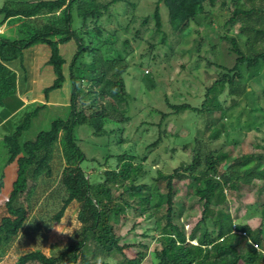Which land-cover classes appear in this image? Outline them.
<instances>
[{"label":"trees","instance_id":"trees-1","mask_svg":"<svg viewBox=\"0 0 264 264\" xmlns=\"http://www.w3.org/2000/svg\"><path fill=\"white\" fill-rule=\"evenodd\" d=\"M119 2L127 5L126 23L111 9ZM161 4L168 9L171 31L178 35L191 22L211 26L217 22V41L209 39L207 43L213 52H217L218 43H225L234 61L228 66L205 59L200 53L203 37H199L196 64L203 59L208 67L216 68L202 99L193 103L180 100L179 93L165 94L170 110L154 108V113H160L158 122L142 120L138 125L146 129L156 125L157 137L143 152L137 147L106 152L104 163L114 160L109 168L96 157L87 156L78 131L86 125L96 137L115 133L114 139L108 138L103 144L106 147L131 140L125 136V123L132 119L134 97L124 75L134 53L133 38L140 37V30L135 29L132 37L122 36L120 30L129 31L137 19V3L4 0L0 5L3 23L14 20L21 25L20 37L0 34V123L24 105L17 94L18 75L11 61L18 60L23 66L25 49L39 43L51 48L47 63L55 78L44 89L46 98L65 80L70 83L65 117H55L48 129L20 142L32 118L46 105L37 104L24 113L12 133L4 135L9 149L7 161L15 162L16 171L11 189L0 203V264H112L109 259H115V264H264V199L259 200L260 223L256 226L242 221L228 205L229 196L240 193L244 186H255L258 198L264 194V0H156L153 13L140 17L141 23L153 19L155 28L161 29ZM218 12L226 16L221 21ZM75 15L80 19L77 26ZM108 22L115 26H108ZM195 31L200 34L199 28ZM165 37L166 33L161 43ZM69 41H73L74 49L67 59L60 45ZM155 46L149 42L150 53ZM170 52L166 54L170 56L174 50ZM139 79L146 90L162 86L152 70L143 68ZM237 108L238 123L233 126L227 119ZM183 111L196 115V130L182 142L174 132L170 151L175 154L178 149H189L191 159L168 172L158 168L152 181L146 182L148 154L167 134L163 122ZM249 133L254 149L239 153L236 146ZM221 139L218 147H200L203 140ZM85 160L98 161L95 172L82 165ZM175 180L184 183L187 195L201 204L200 217L189 232L180 222L183 201ZM163 193L166 199L156 202L155 195ZM50 198L57 199L58 206L48 230L75 215V225L62 245L47 253L40 246L21 248L25 242L18 245L15 256L6 258V252L32 221L33 212ZM129 211L138 218L133 227L142 221L153 224L143 235L154 232L155 240L150 251L145 244H134L139 250L133 257L125 254L129 245L121 243L122 236L117 233L118 223ZM148 258L150 263H145Z\"/></svg>","mask_w":264,"mask_h":264},{"label":"rangeland","instance_id":"rangeland-1","mask_svg":"<svg viewBox=\"0 0 264 264\" xmlns=\"http://www.w3.org/2000/svg\"><path fill=\"white\" fill-rule=\"evenodd\" d=\"M106 1V0H100ZM137 3L135 14L137 19L129 27V31L120 30L122 36L132 37L135 29L140 30V37L133 38L134 53L130 56V67L124 77L130 94L134 97L131 103L130 114L132 119L125 123V136L131 138L127 143L103 145L107 139L115 138V133L106 136L96 137L91 133L88 126L82 125L79 128L78 134L80 145L86 152L88 157H96L100 162L104 163L103 155L108 151L118 152L123 148H135L143 152L147 143L153 141L158 135V127L152 125L149 129L144 127L139 128L142 120H149L154 123L158 122L160 113H154V108L161 110H170L165 102V94L173 95L179 93V99H188L193 103H198L202 99L204 88L210 80L215 77L216 68L208 67L205 60H198L196 64V42L199 37H203L201 45V55L208 60H216L228 66L232 65L233 56L228 53L225 43H218L217 52H213L208 45V40L217 41V22L216 25H206L202 22L200 25L191 22L180 35L174 33L170 29L168 21V9L164 4L160 5V16L163 23L161 29L154 26V20L149 23L142 24L140 17L148 16L153 13L156 0H131ZM4 0H0V5ZM112 11L118 14V17L123 20V23L128 21V16L124 14L127 9L125 3H117L112 6ZM225 13V12H224ZM220 20L226 16L223 13H217ZM74 26L79 24V17L74 16ZM139 18V19H138ZM218 18V17H216ZM3 16L0 15V34H4L9 38L20 37L21 25L14 20L2 22ZM108 26H115L114 22H108ZM198 26V27H197ZM200 29V34H197L195 29ZM193 30V31H192ZM166 33L165 41L161 40ZM149 42L156 46L150 53ZM74 49L73 41L60 45V51L63 56L69 59L72 56ZM171 49L174 53L168 56L166 53ZM51 48L47 43H39L31 46L24 51L23 66L18 60L11 61V66L16 69L18 75V96L27 99L19 109L13 112L6 120L0 123V203L8 195L12 186V181L15 177L16 164L15 162L8 163L9 149L4 141V135L12 133L15 126L20 122L24 113L31 110L37 104H46L40 109L37 115L31 120V125L19 137V141L23 142L26 139H33L40 130H46L50 127L52 119L55 117H65L67 115V104L70 93L69 80H65L62 87L53 89L49 92L48 97H45L44 89L50 85L55 78L53 68L47 63ZM171 53V52H170ZM155 56V58H151ZM150 57V58H149ZM144 68L145 71L152 70L153 75L162 86L153 90H146L144 84L140 81V73ZM1 110V105H0ZM239 108L233 111L227 121L231 125L238 123L237 115ZM152 113L153 115H149ZM197 117L194 113L183 111L178 114L169 115L163 122V129H166L167 134L162 137V141L148 154L149 173L144 178L146 182L152 181V177L156 175V170L161 168L166 172L171 171L178 166L181 161H188L192 157V151L178 149L175 154L170 151L174 145V132L180 136L179 141L190 139L194 135L196 125L194 121ZM200 133V132H199ZM253 135L249 133L244 140L237 144L236 150L240 153L246 150L254 149L252 144ZM204 141V142H203ZM200 147H218L222 143V139L217 142H208L203 140ZM180 148V147H179ZM105 164V163H104ZM82 165L87 166L89 172H95V166L98 165L97 160H85ZM114 166V160L110 159L105 167ZM175 186L178 190V196L183 201V206L180 213V222L185 226L187 232L196 223L200 217L201 204L196 202L193 196L187 195V188L184 183L175 180ZM241 195V196H240ZM166 199V194L155 195V201L161 202ZM264 199V194L260 198L256 196L255 186H244L240 193L229 196V210L238 215L242 221H246L251 226H256L260 223V208L259 200ZM58 206L57 199H48L42 202L32 214V221L28 224L23 235L18 239L16 245L8 250L5 257L16 255L19 249L18 245L25 242L27 245L20 246L34 247L40 246L47 253L57 250L64 241L66 234L75 225V215H70L64 218L61 223L53 225L49 230L47 226L50 222L51 215L56 211ZM178 208V207H177ZM180 210V207L179 209ZM138 220L133 211H129L126 217L122 218L117 226V233L122 236L121 243L128 244L124 249L127 256L133 257L137 254L139 248L134 244L142 243L148 246L149 251L155 245L154 232H149L148 235H143L147 228H151L153 224L142 221L136 227H133V222ZM264 236V231H263ZM152 258V255L148 253ZM112 264H115V259H109ZM145 263H150V259H145Z\"/></svg>","mask_w":264,"mask_h":264},{"label":"crops","instance_id":"crops-1","mask_svg":"<svg viewBox=\"0 0 264 264\" xmlns=\"http://www.w3.org/2000/svg\"><path fill=\"white\" fill-rule=\"evenodd\" d=\"M23 101H24V103H26L27 102V99H25V97H23V99H22Z\"/></svg>","mask_w":264,"mask_h":264}]
</instances>
